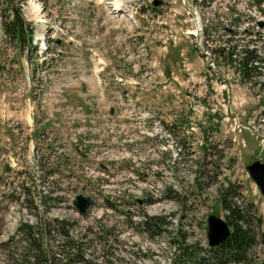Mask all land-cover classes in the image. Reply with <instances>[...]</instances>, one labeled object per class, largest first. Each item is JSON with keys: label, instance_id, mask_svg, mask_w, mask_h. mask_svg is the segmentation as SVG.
<instances>
[{"label": "rangeland", "instance_id": "rangeland-1", "mask_svg": "<svg viewBox=\"0 0 264 264\" xmlns=\"http://www.w3.org/2000/svg\"><path fill=\"white\" fill-rule=\"evenodd\" d=\"M17 5L38 51L3 31ZM263 36L264 0H0V264H36L18 227L48 215L72 221L66 243L46 237L73 254L54 264H171L209 247L226 188L259 216L248 260L264 264V196L244 168L264 161V62L260 85L242 82L211 50L255 38L264 55ZM78 192L96 200L86 215ZM157 214L165 229L147 234Z\"/></svg>", "mask_w": 264, "mask_h": 264}, {"label": "trees", "instance_id": "trees-1", "mask_svg": "<svg viewBox=\"0 0 264 264\" xmlns=\"http://www.w3.org/2000/svg\"><path fill=\"white\" fill-rule=\"evenodd\" d=\"M19 6L15 7L11 16L4 18V30L16 43L21 45L24 41L31 44L30 40V26L25 22V20L20 15ZM238 18L235 15L236 19ZM236 29H232L231 33H236ZM225 40H229L227 37ZM224 39L215 41L211 50L215 54V57L224 65H233L238 78L242 82H254L259 85L262 83L258 80L260 75V70L263 68L264 55L261 54L259 50V45L255 38H251L250 44L239 45L236 41H229L230 44L226 43ZM234 50L237 51L234 53ZM216 60V59H215ZM39 163H43V159L39 156ZM230 188V186H228ZM228 189H224L218 202L226 210L225 219L230 225V233L224 242L218 246L214 247H201L192 244H183L179 249L177 256L173 258L171 264H195L197 259H206L204 264H251L252 259L248 260V252L253 248L257 241V233L255 232L254 226L251 224L252 218H254L255 225L258 223V218L254 216L250 210H245L236 201L228 199L224 196ZM27 195H31L28 191ZM26 201L29 197H25ZM42 198V199H41ZM52 197L48 196L45 192L40 195L39 200L46 203L48 199ZM46 203L44 205L46 212H50V206ZM249 205V204H247ZM37 209V205H34ZM166 215H151L143 219L140 222L147 234L154 235L156 232L159 233V228L162 224L166 223ZM71 219L69 217H58L53 215H48L45 217H40L37 223H32L28 221H23L19 224L18 230L21 233L22 239L27 241L28 250L31 252L26 253L24 256L29 257V259L36 264H54L60 262L59 255L61 258H65L66 261L72 258L71 253H68L65 247L59 251H56L51 247V242L47 241L46 237L51 235V232H58L63 236V243L70 240V229H71ZM156 228V229H155ZM263 236V235H261ZM207 243V242H206ZM31 248V249H30ZM78 252L80 251L78 245L76 247ZM181 251V252H180ZM200 251V252H199ZM77 252V253H78ZM177 257V258H176ZM41 261V263H40ZM78 262H83L81 259L77 258ZM242 262V263H241Z\"/></svg>", "mask_w": 264, "mask_h": 264}, {"label": "water", "instance_id": "water-1", "mask_svg": "<svg viewBox=\"0 0 264 264\" xmlns=\"http://www.w3.org/2000/svg\"><path fill=\"white\" fill-rule=\"evenodd\" d=\"M162 0H153L158 5ZM261 24V22H259ZM244 168L250 178L255 182L259 191L264 195V161L254 159L244 165ZM73 203L82 214L87 212L91 203V196L78 193L73 199ZM229 235V225L226 220L215 213H209L206 216V239L207 244H216L225 240Z\"/></svg>", "mask_w": 264, "mask_h": 264}, {"label": "bare ground", "instance_id": "bare-ground-1", "mask_svg": "<svg viewBox=\"0 0 264 264\" xmlns=\"http://www.w3.org/2000/svg\"><path fill=\"white\" fill-rule=\"evenodd\" d=\"M119 7H120V5H119V3L117 2L115 8H118V9H119ZM225 240H226V239H225ZM225 240H223L222 242H224ZM222 242H220V243H216V244H210V245L208 244V246H209V247L218 246V245H220Z\"/></svg>", "mask_w": 264, "mask_h": 264}]
</instances>
